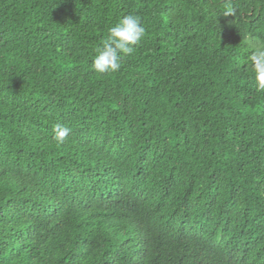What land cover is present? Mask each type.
I'll use <instances>...</instances> for the list:
<instances>
[{"label": "trees", "instance_id": "16d2710c", "mask_svg": "<svg viewBox=\"0 0 264 264\" xmlns=\"http://www.w3.org/2000/svg\"><path fill=\"white\" fill-rule=\"evenodd\" d=\"M260 45L264 0H0V264H264Z\"/></svg>", "mask_w": 264, "mask_h": 264}, {"label": "clouds", "instance_id": "9594fccd", "mask_svg": "<svg viewBox=\"0 0 264 264\" xmlns=\"http://www.w3.org/2000/svg\"><path fill=\"white\" fill-rule=\"evenodd\" d=\"M224 15H232L226 11ZM146 34L141 18L135 14H128L120 18L109 28L108 37L98 54L92 61V68L96 73H115L120 68L123 56L131 55ZM248 62L254 76L257 91L264 92V45L256 47L248 57ZM53 139L63 143L69 136V129L60 124L54 126Z\"/></svg>", "mask_w": 264, "mask_h": 264}]
</instances>
